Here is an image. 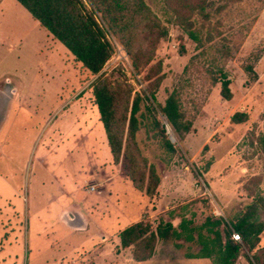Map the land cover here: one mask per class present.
Segmentation results:
<instances>
[{"label": "rangeland", "instance_id": "374dc122", "mask_svg": "<svg viewBox=\"0 0 264 264\" xmlns=\"http://www.w3.org/2000/svg\"><path fill=\"white\" fill-rule=\"evenodd\" d=\"M144 1L149 19L138 22L135 29L141 34L127 44L105 23L104 12L96 10L113 45L97 74L83 67L23 6L15 0L3 3L0 86L10 82L21 96L0 94V120L6 121L0 131V264H214L212 257H192L199 244L172 230L151 240L147 234L127 248L112 236L91 252L100 238L81 247L63 224L46 227L47 190L56 191L64 183L72 189L70 201L86 188L92 190L86 201L93 204V190L100 188L89 184L103 155L93 154L89 131L79 130L89 124L94 128L98 109L92 82L100 73L131 88L128 99L124 92L117 99V113L118 119H127L124 143L154 186L150 194L142 191L147 198L136 192L132 200L135 206L146 203L137 218L150 231L168 221L178 229L182 217L189 225L208 215L228 220L264 197V0ZM223 75L230 80L227 99L220 93ZM171 93L181 121L191 122L188 131L174 132L159 111L157 104L163 105ZM136 94L138 127L131 136L127 121ZM151 102L158 111L147 107ZM236 111L246 113L243 121L232 119ZM162 125L166 137L174 136V150L164 145ZM78 136L86 142L77 148L73 143ZM126 165L121 154L117 168L128 175ZM127 181L120 178L116 191L129 193ZM58 207L52 204L50 222ZM110 209L117 212L115 206ZM115 216L114 223L127 224L125 217ZM112 243L120 247L113 255ZM247 258L264 264V230L251 250L242 247L235 264H249Z\"/></svg>", "mask_w": 264, "mask_h": 264}, {"label": "trees", "instance_id": "16d2710c", "mask_svg": "<svg viewBox=\"0 0 264 264\" xmlns=\"http://www.w3.org/2000/svg\"><path fill=\"white\" fill-rule=\"evenodd\" d=\"M16 1L24 6L40 26L46 28L76 60L81 62L83 67L93 74L101 71L113 50L104 25L95 16L96 10L101 9L104 12L102 17L105 23L112 27L116 35L120 34L125 43L139 38L141 33L135 27L138 22L148 21L150 13V8L144 0ZM179 24L182 25L181 22ZM186 32L192 40H198L195 31L186 28ZM248 68V70L251 69V67ZM220 84L221 95L226 99L230 98V80L223 75L220 78ZM92 92L113 162L118 164L123 154L127 163L128 177L133 185L146 194H150L154 186L151 187L149 179L145 178V172L133 149L123 141L126 116L118 119L117 99H120L121 92H124L128 99L131 88L124 86L119 80L112 82L107 75L100 73L92 82ZM150 98L155 99L153 91L150 93ZM138 101L139 95L136 94L127 121L128 132L131 136L138 127L136 116L139 109ZM157 105L174 132H184L190 129L191 122L181 121L179 106L172 93L167 96L163 105L159 103ZM147 107L153 112L158 111L152 102ZM245 116L246 113L236 111L232 114V119L235 122H241ZM161 130L165 147L174 150V143L166 137L163 125ZM178 227V229L175 228L170 221L165 224L160 222L157 223L156 231L153 233L147 223L137 221L119 232L120 245L126 248L136 245L147 234L148 240H151L156 236L163 237L169 230H172L185 240L196 241L199 244L198 251L192 254V257H212L214 264H235L242 247L246 246L251 250L258 242L261 231L264 230V197L258 201H251L245 209L239 210L231 219L226 220L222 216L208 215L200 224L189 225V220L182 217ZM233 230L239 233L240 241L231 237ZM133 257L138 261L142 259L138 258L137 252L133 253ZM249 264L253 263L249 260Z\"/></svg>", "mask_w": 264, "mask_h": 264}, {"label": "crops", "instance_id": "0c3cea01", "mask_svg": "<svg viewBox=\"0 0 264 264\" xmlns=\"http://www.w3.org/2000/svg\"><path fill=\"white\" fill-rule=\"evenodd\" d=\"M7 1L9 0H0V13L3 12V6H4L3 3ZM15 2L17 1L15 0ZM17 3L20 4L19 2ZM51 36L53 35L51 34ZM53 38L55 37L53 36ZM1 40L2 38L0 34V44L3 43L1 42ZM9 81L10 80H8V82ZM7 84L8 85L5 84L0 86L1 95L3 96L8 95V98L10 97L11 99H13L11 97L12 94H15L18 97L21 96V92H20L21 90L18 88V86H14V85L11 86L10 82ZM98 114L99 113L97 112L96 118L94 117L95 122H93V126L95 129L89 127L90 126L89 124L86 127L84 126L85 128L81 127L79 130L83 129L84 131H89L87 135L88 136L87 141H89V146L93 147V154L103 155L104 159L102 160V162L101 161L99 162L100 163L98 167L99 170H97L95 174L96 178L99 181H97V179L95 178L90 182L89 185L94 184L100 187L97 190H93V191L94 193H96L95 198L99 202L104 201V204L100 205L99 202L96 201V199H93V204L87 202L86 201L87 197L91 193L86 194V192L92 190L86 188L85 191L82 193L83 195H81V197L79 194V198L69 201L68 195L72 193V189L70 187H67L66 184L62 182H61L62 185L58 190L56 191L47 190L46 193V217H47L46 227L48 229H54L55 224H63L65 231L70 232L71 237L72 238L74 237L75 238L74 241H77L78 245L81 247L83 246L84 243L86 244L89 243L90 241L93 242L100 238L101 240L98 243L96 242L94 245H91V252H95L98 249H101L105 244H108L109 240L112 239V236H115V238L120 239L119 232L124 227L139 221V218H137V216L143 211L146 203L145 204L138 203L135 206L132 202L133 194L134 196H136L135 195L137 194L136 192H139L142 196H145L147 198L146 194H144L142 191H140L133 185L128 175L126 173L123 174L120 171V169L117 168L118 164H115L113 162L110 152L108 153L109 147L107 144L105 131L103 129V126L101 127L100 125L102 123H100L101 121H99ZM5 122H6L5 118L0 120V131L3 128ZM78 137L79 139L77 138L75 139L79 141L73 143V145H75V147L77 148L78 146L81 147L83 140L84 141L86 140L83 139V137L80 140V136ZM1 141L2 140H0V143ZM120 178H122V180H128L127 182L130 185L129 193L126 192L123 193V191H119V192L116 191L118 189L117 185L120 184L119 182ZM75 196L77 197L78 195L75 194ZM52 204H57L59 206L57 208L58 210L55 213L54 222H50L49 220L50 218L49 215L52 213ZM109 205L111 207L113 206L117 207V212L113 211V209H110ZM65 213L67 215L65 216V218H62V216ZM114 216L116 218H118V216L125 217L127 224H123L121 226L120 224L114 223L113 222ZM61 232L62 230L60 229V233ZM68 232H65L66 237L69 236ZM58 237L60 238L58 241L64 243L65 238L60 237V234ZM54 241L58 242L56 239H54ZM65 244L68 245L67 242ZM119 244H120V240H119ZM116 247H118V245L117 244L113 245L112 243V245L110 246L111 255L115 253ZM81 258L82 256H79V259ZM128 258L132 259V256H129Z\"/></svg>", "mask_w": 264, "mask_h": 264}, {"label": "built area", "instance_id": "2783aa9c", "mask_svg": "<svg viewBox=\"0 0 264 264\" xmlns=\"http://www.w3.org/2000/svg\"><path fill=\"white\" fill-rule=\"evenodd\" d=\"M94 185H90V188H93ZM231 237L234 239V240H237V241H240V236H239V233L237 231H232V234H231Z\"/></svg>", "mask_w": 264, "mask_h": 264}, {"label": "water", "instance_id": "95a60500", "mask_svg": "<svg viewBox=\"0 0 264 264\" xmlns=\"http://www.w3.org/2000/svg\"><path fill=\"white\" fill-rule=\"evenodd\" d=\"M169 139H170L171 141H173V140H174V136L169 135Z\"/></svg>", "mask_w": 264, "mask_h": 264}]
</instances>
